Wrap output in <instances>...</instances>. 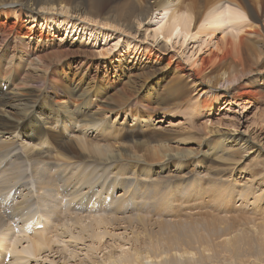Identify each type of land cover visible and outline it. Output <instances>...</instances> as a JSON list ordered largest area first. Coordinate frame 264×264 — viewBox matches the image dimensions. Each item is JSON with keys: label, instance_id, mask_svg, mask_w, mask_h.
Returning a JSON list of instances; mask_svg holds the SVG:
<instances>
[{"label": "bare ground", "instance_id": "1", "mask_svg": "<svg viewBox=\"0 0 264 264\" xmlns=\"http://www.w3.org/2000/svg\"><path fill=\"white\" fill-rule=\"evenodd\" d=\"M251 1L257 15L247 0H0V264L52 251L62 264H264V108L256 127L218 119L200 139L152 118L264 103V0ZM221 5L233 8L211 21ZM161 13L155 41L126 58L53 33L87 18L136 34ZM224 22L238 32L207 48ZM180 26L210 38L197 67L169 50Z\"/></svg>", "mask_w": 264, "mask_h": 264}, {"label": "rangeland", "instance_id": "2", "mask_svg": "<svg viewBox=\"0 0 264 264\" xmlns=\"http://www.w3.org/2000/svg\"><path fill=\"white\" fill-rule=\"evenodd\" d=\"M247 2L251 7L252 13L257 15L258 10L254 3H252L251 0H247ZM225 5H221L222 7L214 11L211 17V21L217 16H226L228 10L230 11V8H233V6L231 5L230 8L226 7ZM99 6L101 11H105L109 5L102 3ZM53 17L57 16L53 15ZM84 19L85 18L77 20V23H80V25L82 24L83 27L81 32H76V35L72 32H69L70 34H68L67 36V31H63V28L59 32L56 30L53 31V33L57 35L58 38L73 39L75 41L82 39L83 41L88 43V45L92 47L93 51L102 59H116L118 57L126 58L128 53L133 51V48H135L136 44L137 46H144L145 44H151L153 41H155L151 36L153 35L155 22H163L166 18L164 16V13H161L160 16H158V20H155L154 18H152L151 20L148 18L145 19L139 25L137 24L138 26H135V29L137 30L136 34L134 30L131 32H124L121 29L117 30L114 27L113 29L108 25L105 26L102 23L90 20L88 21L87 18L85 20ZM250 21L251 20L244 14V17L235 23H241V27H244V25L250 23ZM224 23L225 24H223L222 27L223 33L210 37V46H208L207 48H214L213 44L218 38H230L231 36L235 35L236 32H238L239 25H232L229 22ZM34 28H38V26H35ZM179 28L182 27H178L177 30L174 31V34L171 37V41L167 42L169 50L171 53H177V58L179 57L187 64L193 67H197L198 63L194 64L193 62L197 61L200 57L207 54V48H205V46L209 43L210 38L206 39L207 36L202 37V34H195L197 28L192 30L191 27V29H189L190 31L188 32H185L184 30ZM91 33L94 35L91 36ZM166 56L167 55H162L163 58ZM161 80L162 79L160 78H156V82ZM222 100L223 97L217 98L213 103V107L209 110H201L200 107L192 110V107L188 106L179 109H169L167 111H164V113L154 115L152 118L153 120H155V122H158L156 123V127L161 125V127L176 129L185 135H189L192 137L199 136V139L201 136H205L208 133L205 131L204 126H216L218 119L231 120L229 122H232L234 124V127H232L231 125L229 126V123L225 122H223L222 127L224 128V130H230L233 134H238L239 132L242 133L243 131H245V128L248 127H250V129L256 127L257 121L261 119L260 110L264 108V103L262 100H259L258 104L257 102L242 103V101L234 103L232 102L233 100H230L231 104L229 102L228 105H224ZM232 103L234 104L232 105ZM112 118V120L115 119L114 116H112ZM117 120H119L120 122L127 121L129 124L133 123L132 118L128 116L126 117L124 115L117 117ZM181 146L189 148L190 144L186 143L182 144ZM196 147L197 146H195V149ZM202 147H204L203 149H205L204 145ZM252 163V159H246L240 166L248 167L249 165H252ZM0 173L3 176H8L5 166L0 170ZM5 193L6 195L8 194L7 191L4 192V194ZM14 195H10L9 192V197H14ZM21 244L22 245H18V248H21V246H25L26 242L23 243L22 241ZM54 246H59L60 248L62 244H55ZM45 255L47 256L46 259ZM22 256H24L26 259H29V264H62L63 262L61 253L55 251H52L49 255L47 253H43L36 258H33V256L29 254H24ZM12 258L13 254L8 253V255H6V263H8V261Z\"/></svg>", "mask_w": 264, "mask_h": 264}]
</instances>
